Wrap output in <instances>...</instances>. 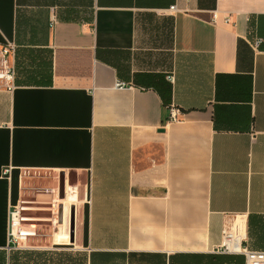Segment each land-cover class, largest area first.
Wrapping results in <instances>:
<instances>
[{"label": "crops", "instance_id": "obj_1", "mask_svg": "<svg viewBox=\"0 0 264 264\" xmlns=\"http://www.w3.org/2000/svg\"><path fill=\"white\" fill-rule=\"evenodd\" d=\"M7 45L0 264H247L224 229L264 252V0H0Z\"/></svg>", "mask_w": 264, "mask_h": 264}, {"label": "built area", "instance_id": "obj_2", "mask_svg": "<svg viewBox=\"0 0 264 264\" xmlns=\"http://www.w3.org/2000/svg\"><path fill=\"white\" fill-rule=\"evenodd\" d=\"M171 10H176L175 7H172ZM217 19V14H214V20ZM262 43L261 39L255 41V48L259 47ZM14 45H7L2 49L1 59H0V82H4L9 90L15 88V77L16 71L15 67L10 64L9 56L15 52ZM170 80H172L170 78ZM116 88L119 90L131 89V85L124 82H117ZM183 117L182 111L176 106L172 105L170 107V120L171 121H180ZM5 174H10L9 170L5 171ZM74 194V193H72ZM71 195V192L67 193V196ZM25 211L24 207L17 205L13 207L10 212V224H9V235H10V244L14 248H18L21 243H24L30 237H34L36 232L26 229L24 227L28 217L23 215ZM224 244L219 249V253H239L243 254L246 258L247 264H264V252L250 251L247 248H241L239 245L235 244L233 239V233L229 229H224Z\"/></svg>", "mask_w": 264, "mask_h": 264}]
</instances>
